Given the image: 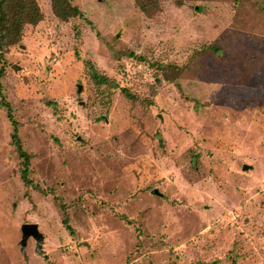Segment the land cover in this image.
Masks as SVG:
<instances>
[{
	"label": "rangeland",
	"instance_id": "1",
	"mask_svg": "<svg viewBox=\"0 0 264 264\" xmlns=\"http://www.w3.org/2000/svg\"><path fill=\"white\" fill-rule=\"evenodd\" d=\"M37 1L0 80L40 188L0 104V264H264V0Z\"/></svg>",
	"mask_w": 264,
	"mask_h": 264
},
{
	"label": "trees",
	"instance_id": "2",
	"mask_svg": "<svg viewBox=\"0 0 264 264\" xmlns=\"http://www.w3.org/2000/svg\"><path fill=\"white\" fill-rule=\"evenodd\" d=\"M137 2L140 8L148 15H151L153 11H157L160 7V0H138ZM52 7L55 14L63 20H68L71 17L82 15L81 10L77 6L73 5L70 0H53ZM43 18L44 14L37 0H0V58L4 56L5 51L9 47L21 41L26 24H37ZM208 48L214 51H218L220 49V47L216 44H210ZM131 56L133 55L131 54ZM2 76L3 70L1 69L0 79ZM91 76L97 81L107 83L105 78L98 73L97 69H95L93 65H91ZM123 92L129 98H134V96L126 88H123ZM0 104L8 108L7 114L13 126L11 134L12 142L16 144L19 155L24 158V168L22 169L21 175L22 179L26 185L34 186L39 189V185L35 184L29 176L30 154L22 147L19 137V122L13 116L10 103L5 100L1 80ZM62 208L65 214L63 223L71 230L65 205H62Z\"/></svg>",
	"mask_w": 264,
	"mask_h": 264
},
{
	"label": "water",
	"instance_id": "3",
	"mask_svg": "<svg viewBox=\"0 0 264 264\" xmlns=\"http://www.w3.org/2000/svg\"><path fill=\"white\" fill-rule=\"evenodd\" d=\"M246 166H247V165H244V167H246ZM155 192L158 193V190H155ZM37 227H38L37 224H34V225L29 224V223H24V224H23V229L26 230V229L28 228V229L30 230V228H31L32 231H33L34 233L37 231V230H36ZM26 231H27V230H26ZM28 235H30V233H28L26 237H28Z\"/></svg>",
	"mask_w": 264,
	"mask_h": 264
}]
</instances>
